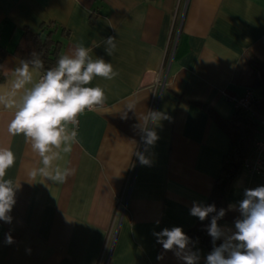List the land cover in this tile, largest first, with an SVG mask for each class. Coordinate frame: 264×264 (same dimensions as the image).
Listing matches in <instances>:
<instances>
[{"label": "crops", "instance_id": "0c3cea01", "mask_svg": "<svg viewBox=\"0 0 264 264\" xmlns=\"http://www.w3.org/2000/svg\"><path fill=\"white\" fill-rule=\"evenodd\" d=\"M45 22L55 24L59 56L82 43L119 75L89 85L103 88L106 101L79 115L78 143L55 162L76 170L64 183L30 177L40 158L23 136L8 133L13 112L0 106V148L16 157L5 179L19 186L11 223L0 221V264H183L153 233H185L197 222L190 209L207 203L219 175L229 148L221 122L235 114L233 98L247 90L264 98V0H0L7 52L0 85L21 61L14 50L23 30L37 32ZM110 36L117 45L111 56L103 41ZM149 111L167 117L151 126L159 137L151 146L141 139ZM254 120L258 138L262 125ZM258 186L264 172L241 167L221 228L235 231L240 213L229 205L238 207L244 190ZM189 247L205 264L209 250Z\"/></svg>", "mask_w": 264, "mask_h": 264}, {"label": "clouds", "instance_id": "9594fccd", "mask_svg": "<svg viewBox=\"0 0 264 264\" xmlns=\"http://www.w3.org/2000/svg\"><path fill=\"white\" fill-rule=\"evenodd\" d=\"M103 41L106 53L111 56L117 46L115 38L110 36ZM92 52V47L76 43L48 69L33 52L31 59L19 61L13 78L6 85H0V106L13 112L8 133L23 136L40 158L41 166L30 171L33 179L40 176L54 183H64L75 174L76 170L70 164L62 167L55 162L64 160L78 143L76 126L79 115L103 106L106 101L103 88L89 85L96 77L112 80L119 75L110 62L102 57L94 59ZM149 117L151 122L147 123ZM164 118L167 117L154 111L142 118L141 139L146 145H154L158 140L151 126ZM136 156L142 165L150 166L151 161L143 152H136ZM15 160L11 149L0 148V221L6 223L12 221L9 213L16 203V189L19 187L11 179H5ZM228 210L240 213L234 221L235 231L218 225L226 209L217 210L214 204L205 206L198 202H194L190 209V214L201 221L215 213L207 226L214 247L205 264H264V186L246 188L238 207L229 205ZM153 235L165 251H173L183 264H199V253L189 247L192 241L181 227L164 228ZM217 240L223 242L215 246ZM6 242H14L11 235L7 236ZM157 259H163V255Z\"/></svg>", "mask_w": 264, "mask_h": 264}, {"label": "trees", "instance_id": "16d2710c", "mask_svg": "<svg viewBox=\"0 0 264 264\" xmlns=\"http://www.w3.org/2000/svg\"><path fill=\"white\" fill-rule=\"evenodd\" d=\"M54 30L55 24L52 22L42 23L37 32L24 29L15 47L14 54L21 60H27L31 59V54L35 52L43 60L45 69L55 66L61 43L53 37ZM6 53V49L0 45V82L5 78L1 70V63ZM251 108L264 113V98L259 101L253 100ZM221 126L229 135V148L222 157L219 175L215 179L209 199L205 204V206L214 204L217 210L225 209L230 182L241 169L242 158L251 153L257 129L256 121L247 111L242 109H236L232 117L221 122ZM212 215H215V213L210 214L204 221L198 218L197 222L185 232L192 243L205 246L209 252L214 247L212 238L207 232V226L210 224ZM221 220H218V225ZM219 244H221V241L217 240L215 246H219Z\"/></svg>", "mask_w": 264, "mask_h": 264}, {"label": "built area", "instance_id": "2783aa9c", "mask_svg": "<svg viewBox=\"0 0 264 264\" xmlns=\"http://www.w3.org/2000/svg\"><path fill=\"white\" fill-rule=\"evenodd\" d=\"M173 45L174 42H171L169 56L172 52ZM253 99L254 97L252 92L250 90H247L243 95L234 97L233 102L235 109H242L244 111H247L249 115L253 117V119L258 120L262 125L260 135L255 139L251 153L247 156H244L241 161L242 168H244L248 172L260 173L264 172V117L258 115V113L251 108V102L253 101ZM77 128L78 125L76 126V129ZM97 264H102V262L99 260Z\"/></svg>", "mask_w": 264, "mask_h": 264}]
</instances>
